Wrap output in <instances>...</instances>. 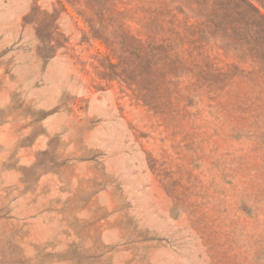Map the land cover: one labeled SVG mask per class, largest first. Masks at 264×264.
Here are the masks:
<instances>
[{
  "label": "rangeland",
  "instance_id": "rangeland-1",
  "mask_svg": "<svg viewBox=\"0 0 264 264\" xmlns=\"http://www.w3.org/2000/svg\"><path fill=\"white\" fill-rule=\"evenodd\" d=\"M0 264H264V0H0Z\"/></svg>",
  "mask_w": 264,
  "mask_h": 264
}]
</instances>
